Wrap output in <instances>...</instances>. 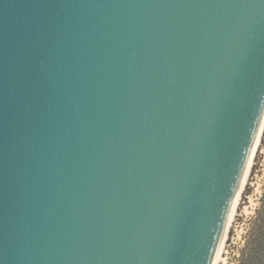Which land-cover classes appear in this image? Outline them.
I'll use <instances>...</instances> for the list:
<instances>
[{"label":"water","instance_id":"obj_1","mask_svg":"<svg viewBox=\"0 0 264 264\" xmlns=\"http://www.w3.org/2000/svg\"><path fill=\"white\" fill-rule=\"evenodd\" d=\"M264 121V0H0V264H212Z\"/></svg>","mask_w":264,"mask_h":264},{"label":"rangeland","instance_id":"obj_2","mask_svg":"<svg viewBox=\"0 0 264 264\" xmlns=\"http://www.w3.org/2000/svg\"><path fill=\"white\" fill-rule=\"evenodd\" d=\"M264 193V133L260 148L255 156V161L248 182L245 186L242 198L238 207L237 215L229 231L225 255L226 264H236L241 249L246 242V235L252 225V221L261 204V197ZM224 264V263H222Z\"/></svg>","mask_w":264,"mask_h":264},{"label":"trees","instance_id":"obj_3","mask_svg":"<svg viewBox=\"0 0 264 264\" xmlns=\"http://www.w3.org/2000/svg\"><path fill=\"white\" fill-rule=\"evenodd\" d=\"M236 264H264V193Z\"/></svg>","mask_w":264,"mask_h":264},{"label":"bare ground","instance_id":"obj_4","mask_svg":"<svg viewBox=\"0 0 264 264\" xmlns=\"http://www.w3.org/2000/svg\"><path fill=\"white\" fill-rule=\"evenodd\" d=\"M263 133H264V121H263V124H262V127H261V131L259 133V136L257 138V141H256V144L254 146V149H253V152H252V156H251V159H250V162H249V166L247 168V172L245 174V177H244V180H243V185L241 187V190L233 204V207H232V210H231V213H230V217H229V221H228V224H227V228H226V231L224 233V236L221 240V243L219 245V248L217 249V252L215 254V257H214V260H213V263L212 264H226L227 263V257L225 255V250H226V244H227V239H228V236H229V231L233 225V222L235 220V217L237 215V211H238V207H239V204H240V201H241V198H242V194L244 192V189H245V186L248 182V179H249V176L251 174V171H252V168H253V164H254V161H255V156L258 152V149L260 148V145H261V141H262V137H263Z\"/></svg>","mask_w":264,"mask_h":264}]
</instances>
